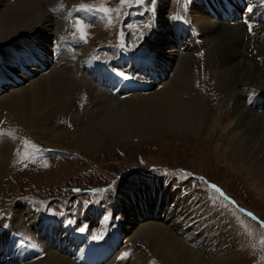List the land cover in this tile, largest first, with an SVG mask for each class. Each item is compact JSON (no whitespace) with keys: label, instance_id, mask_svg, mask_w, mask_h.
I'll list each match as a JSON object with an SVG mask.
<instances>
[{"label":"rangeland","instance_id":"obj_1","mask_svg":"<svg viewBox=\"0 0 264 264\" xmlns=\"http://www.w3.org/2000/svg\"><path fill=\"white\" fill-rule=\"evenodd\" d=\"M58 1L59 4L49 6V10H47L56 21L61 19H59L60 24L58 21L55 22L54 30L49 32L50 38L55 40L56 36H60L58 37L59 40L66 41L64 44L60 43L59 49L62 54L67 56V59L72 57L71 59L76 60L81 67L79 69L80 74H76L77 78L83 80V82L80 81L81 85L84 83L87 86L84 79H90L91 73L95 74V83H97V80L100 79L99 72L104 75H107L106 72H111L109 83H114L116 80L117 84L123 88L127 84L133 86L127 89V94L126 91H122L126 95H121L118 92L114 93L113 96L109 92L101 91L102 98L106 96V98L113 100H126L129 97H134L135 94L148 95L160 91L162 86L173 78V68L177 65L175 60L169 63L167 56L158 52V39H154V36L157 37L159 31H166L168 37L172 39L175 36L180 37L184 43L190 44L188 46L193 45L202 53L203 56L193 65L194 87L200 93L202 92L207 99L209 98L208 104L210 108L212 107L211 112L218 114V124L216 129H213L214 132L211 133L213 135L210 134L207 138L204 136L206 131L200 135L192 134V131L177 133L147 129L142 133L134 129L127 136L118 139L110 137L98 147H92L82 140V136L86 132L87 122L91 120L89 118L92 117V109L95 106V104H91L88 98L92 97L90 91L88 94L85 92L84 95L79 96V100L72 106L70 105L68 110H56L49 116V119L45 118L43 124L39 126L35 124L34 127L27 128L13 122L10 125L11 129L14 128L16 138L13 150L18 152V158L8 162V171L2 178L0 224L8 220L12 214V209L9 206L15 200L26 197L28 198L26 200L30 201L29 204H34L33 207L43 208V215L57 218L65 214L70 220H74L76 226L82 230L89 227L91 220L82 218L79 219V223L76 220L78 216L81 215L82 217L83 213L94 204H99L106 213H109L116 197L120 194H123L122 198H125L127 205H129V195L134 193L136 196L133 201L134 206H138V209L143 211L145 205L139 202L142 197L137 191V187L147 183L152 184L156 179L160 180L157 183L159 185L161 180L165 178L179 182L178 186L185 188L190 194L184 192V196L191 199V195L195 194L196 200L198 197V204L194 202L196 204L193 203V205L182 198L183 200L177 201L179 205L175 207L176 209L177 207L180 208V210L184 208L183 216L185 220H190L191 224L196 223L193 226H197L195 231L200 232L202 229L213 226V223L217 221L221 223L223 229L231 233L232 242L229 245H232L233 251L230 255H226L227 252L224 251L214 254V250L209 248L208 251L204 252L201 246L197 247L205 261L209 262L208 264H225L226 259L227 262L230 260L228 262L230 264H264V197L260 196L255 188L260 186V179L258 180L254 175H248L236 164L230 148L231 143L223 137L229 128H223V116L220 118L219 113L227 103L231 104L232 100H236L234 98L236 95L231 92L230 86H225V88L220 85L219 87L218 82L214 81L216 74H211V70L206 68L207 59L204 57V53L208 44L207 39L211 35L199 30L201 26L198 29L192 25L196 12L193 6H189L190 0H166L165 10L162 7L163 0ZM2 7L5 8L6 3ZM186 13H190V15L187 16ZM93 14H96L95 19L91 18ZM162 17L168 18L170 21L167 29L162 26ZM201 17L212 21L220 20L221 17H223L222 20H226L229 15L222 12L221 15L215 14L213 17H204L203 15ZM234 19L237 22L232 26L244 25L238 17L235 16ZM260 24L264 25V22ZM37 28L39 29V26ZM32 30L35 31L36 29H31L30 34H33ZM65 35L70 36L66 38ZM14 40L8 41L7 39L5 43L0 44V50L11 47ZM52 48L57 51L54 44ZM168 48L174 47L166 45V49ZM4 56H7L8 59L11 58L8 54ZM208 56L206 57L208 58ZM123 58L127 59L126 64H124ZM213 59L210 58V63L213 62ZM60 60L57 65H69L63 58ZM42 61L44 62V60ZM18 63L12 65L10 62L9 69L12 73L10 76L22 80V83L3 87L0 95L9 94L13 89L29 87L32 80L39 74L42 75V71H44V69L36 70L37 66L30 63L26 67L30 68L31 71L34 70L32 71L34 75L29 77L22 72L21 68L17 67ZM139 63L140 66L138 67ZM48 64L46 62V65ZM167 64L170 67L167 71V77L157 80L160 68L162 67L163 71L166 70ZM5 66L7 67L6 64ZM54 66L53 63L50 70ZM6 67H3L2 70ZM124 68L131 69V71L126 73ZM120 73L126 74L129 78L121 77ZM112 76L115 77L114 81ZM205 87L208 89L212 87L213 92L207 91ZM244 87L239 89L248 90L246 103L257 108L254 101L259 103V100L257 97L256 99L253 97L256 96L255 94L261 93V90L252 86ZM133 88L137 90L131 91ZM260 112L264 114V110ZM100 115L101 113L99 117ZM105 115L106 112L103 113V116ZM61 130L69 132L71 137L65 134V136L58 135ZM216 144L220 147L217 148L218 150L215 148ZM212 185H215L219 191ZM178 186L175 188L177 189ZM132 190L135 192H131ZM116 205L118 210L123 212L122 207L124 206L125 209V205ZM129 208L127 207L125 211L127 216L132 218L134 225L130 231L125 230L124 245H121L116 254L113 255L118 261L111 262L122 264L120 261H124V264H132L135 261L133 257L142 251L144 252V263H142L143 260H140L136 261L137 264H172L167 256L155 249L148 240L133 238L131 235L144 223L152 222V219L154 222H161V219L159 218L160 220L157 221V219L151 218V215L150 218L148 216L145 218L144 215L143 221H134L138 212L137 210H129ZM206 210L208 215L201 217L200 215L207 212ZM113 212L116 211L113 210ZM248 213L252 215L250 216ZM124 222L125 217L121 220L119 216L113 218V214L110 215L109 228L106 232L109 235H115L117 230H121V225L122 228L126 229L127 224ZM91 231L93 234L102 232L98 226L93 227ZM172 232L176 233L174 230ZM186 239L187 244L195 242L194 237L188 236ZM137 247L142 249H137ZM137 250L139 251L137 252ZM216 250L215 248V252ZM136 252L138 254L135 255ZM66 256L70 258L68 255Z\"/></svg>","mask_w":264,"mask_h":264},{"label":"bare ground","instance_id":"obj_2","mask_svg":"<svg viewBox=\"0 0 264 264\" xmlns=\"http://www.w3.org/2000/svg\"><path fill=\"white\" fill-rule=\"evenodd\" d=\"M163 1L162 7L165 10L166 0ZM5 3L6 7L3 8L2 6ZM255 3H262V8L264 7V0H255ZM56 4H59L58 0H0V44L5 43L7 39L8 41L15 39L11 47L0 50V84L2 82L6 84L3 87L10 85L16 79L6 77V75L1 73L2 68L6 67L5 64L8 66L11 62L14 65L19 60L18 56L24 58V54L33 56L35 51L28 41H31L34 44L33 46L40 48L44 53H48L46 51L49 46L47 42L51 39L49 32L54 30L55 22L58 21V24H60L61 19L59 18L60 20L57 19L56 21L47 10H49V6H55ZM189 6H193L196 12L192 22L193 26L198 29L201 26L199 30L211 35L207 39L208 44L204 53V57L207 59L206 68L211 70V74H216L214 81L218 82L219 87L220 85L224 87L230 86L229 89L236 95L234 97L236 100H232L231 104L227 103L225 107L221 108V113H219L220 118L223 116V128H229L228 132L225 135L223 134V137L231 143L230 148L236 164L248 175H254L258 180L260 179V186L255 188L260 196L264 197V114L260 112L262 110L246 103L248 90L239 89L244 86H252L261 90L259 94H264V25L256 23L252 26V32L249 33L246 31L245 26L241 24L232 26L228 20L215 19L212 22L206 20L207 18H202V15L204 17L210 16L205 13L203 0H190ZM186 14L187 16L190 15V13ZM95 17L96 14L91 16L92 19H95ZM161 21L163 28L167 29L166 27L170 24L168 18L162 17ZM38 26L39 29L37 28ZM34 28L36 30H32L33 34H30L29 31ZM66 35V38L70 36ZM58 37L56 36L55 41L52 42L56 43V47L61 41ZM175 38L178 37L175 36ZM154 39H158L159 54L166 55L169 63L174 60L177 62L176 67L173 68V78L167 81L161 90L155 94H135L134 97H129L126 100H113L106 98V96L102 98L103 96H101L100 92L107 93L109 91L98 88L92 80L95 78L92 75V79L83 78L86 80L87 86L84 83L81 85L80 81L82 79L80 80L76 77V74H80L79 69L81 67H79L76 60H72V57L67 59L66 55H61V58L66 60V64L69 65L59 66L57 64L61 61L60 57L53 58L51 55L52 61L56 62L51 70L49 69L46 73L42 71V75L39 74L35 77L29 87L24 86L19 89H13L9 94L0 95V197L1 182L8 171V162L12 159L14 160L18 153L13 150L16 138L14 128L12 127L11 129L10 125L13 122H17V125L27 128H32L35 124L39 126L43 124L45 118L49 119V116L56 110H68L73 103L79 100V96L84 95L85 92L88 94L90 91L92 97L88 98L91 104H95V106L92 109L93 115L89 118L91 120L87 122L86 132L82 136V140L92 147H98L99 144L110 137L118 139L127 136L134 129L142 133L148 129L158 132L169 131L177 133L192 131V134L200 135L206 131L204 136L206 138L210 136L213 129L217 127L218 114L211 112L212 107L210 108L208 104L209 98L207 99L202 92L200 93L194 87L195 79L193 80V65L203 56L202 53L197 48H194L193 45L191 47L188 46L190 45L189 43L185 45L181 52L178 51L177 47L166 49V45H170V47L175 45V42L168 37L166 31L157 32V37L154 36ZM27 44L28 46L26 47ZM6 54L11 58L8 59L7 56H4ZM48 55L50 56L49 53ZM207 55H209L208 58L206 57ZM210 58H214L211 63L209 61ZM80 65L82 66L81 63ZM167 65L169 66V64ZM127 71L129 72L130 69ZM127 71L125 69V72ZM82 75H84L83 72ZM98 83L99 80H97ZM1 87L0 85V92L2 91ZM211 88L208 89L207 87L206 90L210 92L212 91ZM244 88L247 89L246 87ZM134 92L137 93L138 91ZM109 93L113 95V93ZM242 95L243 98H241ZM262 98L264 99L263 95ZM98 102L99 104H97ZM104 112H106L105 116H103ZM64 134L71 137V134L65 130L58 132L60 136H65ZM215 148L220 147L216 144ZM161 181L159 185L157 183L160 180L156 179L152 184L147 183L144 186L137 187V191L140 192L139 194L142 197L139 202L145 205L143 211L138 209V206H134L133 201L136 198L134 193L129 195V205H127V200L122 198L123 196L116 202L119 206L120 204L125 205V209L123 208L124 206L122 207V212L118 210V206L115 204L116 213L119 212L121 217L125 214L124 224L126 223L127 227L126 229L123 227V230L130 231L132 225H134L132 218L127 216L125 211L127 207H130L129 210H137L138 212L134 221H143L144 215L145 218L147 216L150 218L149 216L151 215V218H155L157 221L161 219V222H154L152 219V222L144 223L131 235H133V238L148 240L155 249L167 256L172 264H208L209 262L205 261L202 253L197 249L200 246L204 252L208 251L207 249L209 248L214 250V254L224 251L227 252L226 255H230L233 251L232 245H229L232 242V235L223 229L224 227L220 222L216 221L213 226L198 232L195 231L197 226L193 227L196 223L191 224L190 220H185L183 216L184 208H181V210L178 207L177 209L175 208L179 205L177 201L179 202L182 198L184 201L193 204L194 202L197 203L198 197L196 200L195 194L191 195V199L188 196H184V192L188 195L190 194L185 188L179 187V182L176 180L163 178ZM175 186H178V188L176 189ZM131 192L135 191L132 190ZM26 199L28 198L12 201L13 204L11 203L12 205L9 206L12 209V214H10L8 220L0 224V246L6 239L8 241L11 240V243L15 244L13 248L8 250L14 254L3 253L4 250L0 253V264L104 263H99L101 259L103 260L104 255L97 254L94 256L97 253V249L96 252H89L85 248L86 243L100 246L101 243L89 238L86 232H80L76 229L67 215L64 214L57 218L49 215L45 216L43 215V208L33 207L34 204H29L30 201L28 202ZM137 199L140 200L139 198ZM103 214H106L105 210L103 211L96 204L88 208L83 213L82 218L88 217L96 225L104 226L106 223L104 224L103 222H106L108 217ZM207 215L208 211L200 216L205 217ZM79 219H81V215L76 218V220ZM173 230L176 233L172 232ZM64 231L65 234L63 235ZM188 236L195 238L193 244L185 242ZM41 239L45 241L52 239L49 245L54 244V247L45 250V243L48 244V242ZM79 245H82L80 249H78ZM215 248L217 249L216 252ZM137 249L142 248L137 247ZM137 252L135 255L138 254ZM46 253L48 254L45 256ZM143 253L141 251L136 257H133L135 261L132 264H137L136 261L140 260H143L142 263H144ZM223 261H225L224 258ZM228 262L226 259L225 264H230ZM108 264L115 263L110 262Z\"/></svg>","mask_w":264,"mask_h":264},{"label":"snow or ice","instance_id":"obj_3","mask_svg":"<svg viewBox=\"0 0 264 264\" xmlns=\"http://www.w3.org/2000/svg\"><path fill=\"white\" fill-rule=\"evenodd\" d=\"M119 75H120L121 77L125 78V79L129 78V77H128L126 74H124V73H120ZM212 187H213V188H216L215 185H212ZM216 190L219 191L218 188H216ZM248 215L251 216L252 214H251V213H248ZM253 218L255 219V217H253Z\"/></svg>","mask_w":264,"mask_h":264}]
</instances>
